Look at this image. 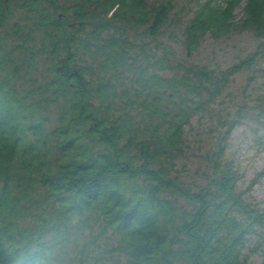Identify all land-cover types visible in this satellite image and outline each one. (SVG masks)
Here are the masks:
<instances>
[{
	"label": "trees",
	"instance_id": "1",
	"mask_svg": "<svg viewBox=\"0 0 264 264\" xmlns=\"http://www.w3.org/2000/svg\"><path fill=\"white\" fill-rule=\"evenodd\" d=\"M218 1L182 43L191 55L208 34L252 31L258 49L234 72L264 57V0L240 21L241 0ZM174 7L0 0V264H248L264 210L223 149L204 187L173 174L231 75L166 58Z\"/></svg>",
	"mask_w": 264,
	"mask_h": 264
},
{
	"label": "rangeland",
	"instance_id": "2",
	"mask_svg": "<svg viewBox=\"0 0 264 264\" xmlns=\"http://www.w3.org/2000/svg\"><path fill=\"white\" fill-rule=\"evenodd\" d=\"M147 1L152 4L171 1L175 6L171 23L160 39L168 47V60L185 67H207L218 75L231 73L221 95L186 127V154L175 163L173 174L198 190L206 185L210 161L223 149V161L231 164L240 177L238 189L249 202L264 210V57L231 71L257 51L261 39L252 31L233 30L218 37L208 34L199 49L188 55L182 43L184 26L206 0ZM245 3L246 0H241L236 8L235 21L242 19ZM175 72L167 68L163 74L171 76ZM250 240L244 251V255L249 254L248 264H262L264 225L257 228ZM256 247L258 251L250 253Z\"/></svg>",
	"mask_w": 264,
	"mask_h": 264
}]
</instances>
